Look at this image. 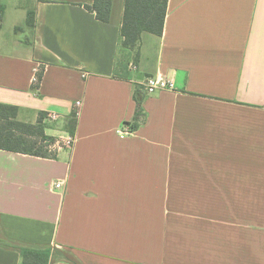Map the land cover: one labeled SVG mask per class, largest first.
I'll list each match as a JSON object with an SVG mask.
<instances>
[{"label":"crops","instance_id":"1","mask_svg":"<svg viewBox=\"0 0 264 264\" xmlns=\"http://www.w3.org/2000/svg\"><path fill=\"white\" fill-rule=\"evenodd\" d=\"M110 1L102 22L93 0H33L9 35L0 11V103L58 114V140L77 111L53 157L0 149V264L17 245L68 258L50 264H264V0H168L128 49ZM157 74L174 88L147 94Z\"/></svg>","mask_w":264,"mask_h":264},{"label":"trees","instance_id":"2","mask_svg":"<svg viewBox=\"0 0 264 264\" xmlns=\"http://www.w3.org/2000/svg\"><path fill=\"white\" fill-rule=\"evenodd\" d=\"M168 0H124L121 19L120 36L121 47L128 49L134 47L142 32L160 35L167 11ZM84 7L95 13L102 22H108L110 17V0H93ZM1 11V8H0ZM35 13L27 12L26 25L33 27ZM42 77V67L36 74L34 87H38ZM140 103L137 102V113ZM18 107L0 103V149L29 154L40 157H53L48 151V145L55 141L53 136L45 133V113H39L34 123L19 121L17 119ZM77 114L72 111L66 123L67 132L73 136L76 127ZM21 257L20 264H50L52 260H67L68 258L52 249L51 246L17 245Z\"/></svg>","mask_w":264,"mask_h":264},{"label":"built area","instance_id":"3","mask_svg":"<svg viewBox=\"0 0 264 264\" xmlns=\"http://www.w3.org/2000/svg\"><path fill=\"white\" fill-rule=\"evenodd\" d=\"M34 81L36 82V76L34 77ZM142 86L147 94H152L158 90H170L174 88V84L172 80L159 74L146 77L142 83ZM79 105L80 102L77 101L75 103V106L78 107ZM75 112L77 114V111ZM48 119L56 120L58 119V114L51 112L48 115ZM130 128L123 126L122 129L120 130V133L122 135H126L131 131L132 128L131 129ZM73 140L74 138L71 135H67L65 139H61V140L55 139L53 143L48 145L47 147L48 151L54 155V153L61 147H70L72 145ZM60 186H61L60 182L55 183V187H60Z\"/></svg>","mask_w":264,"mask_h":264},{"label":"rangeland","instance_id":"4","mask_svg":"<svg viewBox=\"0 0 264 264\" xmlns=\"http://www.w3.org/2000/svg\"><path fill=\"white\" fill-rule=\"evenodd\" d=\"M32 3H33V0H8L7 11H6V6L0 5L2 14H5V18L3 15V22H2V27H3L2 33L3 34L9 35L12 30V27L15 30H17V29L22 28L23 25L26 26L27 12L33 8ZM24 7H25V10H27L26 13L24 10L22 11V8ZM67 120L64 125L65 129H66ZM53 121L55 120L47 119V120H44V123L46 127H53L56 124Z\"/></svg>","mask_w":264,"mask_h":264}]
</instances>
